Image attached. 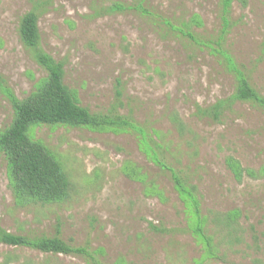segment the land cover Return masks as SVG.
<instances>
[{
    "label": "rangeland",
    "instance_id": "374dc122",
    "mask_svg": "<svg viewBox=\"0 0 264 264\" xmlns=\"http://www.w3.org/2000/svg\"><path fill=\"white\" fill-rule=\"evenodd\" d=\"M245 1L224 21L221 0H0V75L14 97L46 76L18 33L36 9L64 84L113 123L30 129L71 184L60 203L16 200L0 152V226L83 250L0 243V264H264V111L237 101L219 122L196 115L231 97L240 75L264 97V0ZM13 118L0 87V132Z\"/></svg>",
    "mask_w": 264,
    "mask_h": 264
},
{
    "label": "trees",
    "instance_id": "16d2710c",
    "mask_svg": "<svg viewBox=\"0 0 264 264\" xmlns=\"http://www.w3.org/2000/svg\"><path fill=\"white\" fill-rule=\"evenodd\" d=\"M233 1L221 0L224 21H227ZM239 1L243 6L246 5L245 0ZM143 12L147 13L144 8ZM38 20L36 9L26 13L19 21L18 33L21 43L30 52L35 63L46 72V76L37 83L32 93L25 99L18 100L5 86V80L0 75V87L6 92L14 110L11 125L0 132V152L5 156L9 186L16 200L21 203L51 204L65 201L71 184L50 150L31 139L30 129L37 124L102 129L113 123H109L103 116L91 114L77 103L74 93L64 84L63 62L55 60L40 48ZM237 101L249 102L264 111V97L240 75L236 91L231 97L220 99L206 108L197 106L196 115L219 122L223 114L230 111ZM229 165L237 172L236 162L230 159ZM171 178L176 191L182 196L192 198L196 204L179 175L172 172ZM0 243L45 254H83L82 249L72 247L58 234L54 237L16 235L5 231L1 226Z\"/></svg>",
    "mask_w": 264,
    "mask_h": 264
}]
</instances>
